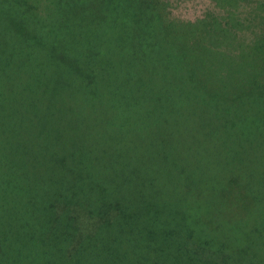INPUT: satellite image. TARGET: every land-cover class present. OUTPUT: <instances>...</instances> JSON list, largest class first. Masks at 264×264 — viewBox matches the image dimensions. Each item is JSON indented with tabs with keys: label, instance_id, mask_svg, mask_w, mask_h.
Returning a JSON list of instances; mask_svg holds the SVG:
<instances>
[{
	"label": "trees",
	"instance_id": "16d2710c",
	"mask_svg": "<svg viewBox=\"0 0 264 264\" xmlns=\"http://www.w3.org/2000/svg\"><path fill=\"white\" fill-rule=\"evenodd\" d=\"M210 2L214 12L182 21L168 0H15L68 17L32 41V63L0 58V264H264V0ZM38 59L50 97L13 80ZM159 107L182 123L191 156L192 140L197 185L150 151L147 115ZM68 129L108 151L113 177L158 185L179 222L127 213L122 194L85 170Z\"/></svg>",
	"mask_w": 264,
	"mask_h": 264
},
{
	"label": "rangeland",
	"instance_id": "374dc122",
	"mask_svg": "<svg viewBox=\"0 0 264 264\" xmlns=\"http://www.w3.org/2000/svg\"><path fill=\"white\" fill-rule=\"evenodd\" d=\"M214 7L215 5L213 6V3H211L210 0H168V10L174 17H177L182 21L199 17L205 13V11L214 12ZM84 12L85 14H82L78 17L95 14L94 11ZM67 17L68 16L64 17L62 15L55 14L52 18V16L48 17L47 14H41L38 11H18L15 8V0H0V58L5 57L7 64H9L11 61L32 63L31 54L33 51V45H35L33 42L40 40L44 42V39L46 38L47 40L48 38L46 37L47 35H54L56 32H59L58 30L62 29ZM90 17L92 18L93 16ZM12 20H14V22L16 21L18 24L16 29L14 25L10 26V22ZM108 42L109 38H107V43ZM58 46L61 48L62 45ZM78 50L79 48L74 46L69 51V56H75ZM35 56L36 53L33 55V57L35 58ZM37 62H43L41 63L42 67L37 63L34 65L33 69L27 68V73L22 74L21 72L17 71L13 75V80L16 84L18 82L16 80L21 78V75H23L25 77L23 81L25 82H21V87H33V85H35L34 82H36L38 85V89H28L24 91L25 94L29 95L37 93L42 97H50L56 92L54 91V85L52 84L50 86L46 78V68L44 67L47 63L39 59ZM28 75H30V77ZM0 77H2L4 81H7L5 76L0 74ZM11 85H13V82L8 81L7 86L11 87ZM169 112L171 111L164 107H159L158 110L153 109L151 113L147 115L150 119V125L152 124L148 127H152L150 135L151 138H153L150 151L156 150L159 154H169L171 158L168 160V162L171 165L175 166L176 169L178 167H183L188 170L185 171V177L188 181H190L189 186L197 185L199 183L198 179L200 178L201 174L203 175V173L201 170V174L199 173V166L194 158L192 150V140L189 138L188 141L187 139L191 148V156V154L187 152L189 146L187 148L182 147L184 145V141L180 137L183 130L182 123L178 119H175L174 116H172ZM22 128L26 131L31 130L25 125H23ZM70 133L71 137L66 138L71 144L70 146L78 155H80L78 156L80 161L89 162V164L86 165L85 170L90 173V176L94 177L95 181L97 176L99 177L102 185L110 190H113L116 194H118V192L122 194V205L127 213H133L141 220L147 222L154 211L157 213V216L160 213L162 215L169 211L174 212V214L176 213L177 217H175L179 222L177 212L179 206L176 201L171 200V196H169V199L166 200L153 194L155 189L159 191L158 185H155L154 183L153 186L148 187L146 184L148 181L145 183H123L119 179L112 176L111 168L105 163L108 162V151L106 149L85 144L82 141L78 142L74 129H72ZM63 139L65 142H67L65 137H63ZM37 148L38 147H33V150H30L29 153H36L35 155L39 157L40 154L38 152L42 151ZM162 179L165 180L166 176H162ZM166 183L169 182L166 181ZM160 188L165 187L161 186ZM230 228L232 231H234L235 226L232 225ZM242 230L244 232L248 231V229L244 228H242Z\"/></svg>",
	"mask_w": 264,
	"mask_h": 264
}]
</instances>
